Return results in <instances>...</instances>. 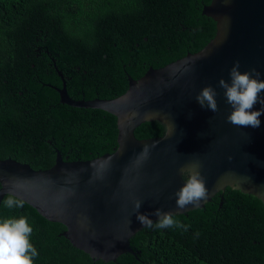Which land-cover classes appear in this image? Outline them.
I'll return each mask as SVG.
<instances>
[{
  "label": "trees",
  "instance_id": "trees-1",
  "mask_svg": "<svg viewBox=\"0 0 264 264\" xmlns=\"http://www.w3.org/2000/svg\"><path fill=\"white\" fill-rule=\"evenodd\" d=\"M212 0H0V160L47 170L59 151L88 161L118 149L117 118L61 103L65 82L74 100L115 99L141 79L204 49L217 23L203 14ZM61 72L63 78L59 75ZM159 121L141 124L138 139L163 137ZM187 180V174L184 176ZM1 188V184H0ZM0 204V220L27 217L34 264H264V204L226 188L204 208L174 215L188 226L144 228L131 238L138 258L94 261L71 245L61 223L34 208ZM21 201V200H20Z\"/></svg>",
  "mask_w": 264,
  "mask_h": 264
},
{
  "label": "water",
  "instance_id": "water-1",
  "mask_svg": "<svg viewBox=\"0 0 264 264\" xmlns=\"http://www.w3.org/2000/svg\"><path fill=\"white\" fill-rule=\"evenodd\" d=\"M203 14L217 23L216 36L204 49L150 68L139 80L129 77V89L118 98L74 100L64 81L62 88L55 87L62 104L114 115L118 149L74 162L57 151L55 165L47 170L0 160V204L7 195L20 199L48 221L64 225L62 236L73 247L107 263L126 253L138 258L131 238L146 227L137 219V200L142 201L139 212L153 223L156 209L184 215L204 208L226 188L264 204V115L258 128L229 123L232 107L218 83L221 78L230 82L237 60L241 72L254 68L264 80V0H212ZM208 85L217 92V112L196 101ZM260 108L258 103L254 110ZM153 121L166 126L165 135L138 139L135 130ZM145 145L150 149L146 159L141 156ZM193 166L205 177L209 195L198 207L180 209L175 193Z\"/></svg>",
  "mask_w": 264,
  "mask_h": 264
},
{
  "label": "clouds",
  "instance_id": "clouds-1",
  "mask_svg": "<svg viewBox=\"0 0 264 264\" xmlns=\"http://www.w3.org/2000/svg\"><path fill=\"white\" fill-rule=\"evenodd\" d=\"M239 69L240 62L237 60L229 71L230 82L223 78L218 82L219 86L224 89L226 103L232 107L227 121L242 128H258L261 125L260 117L264 115V96L261 95L264 92V80L259 79L260 73L254 68L245 72ZM216 97V90L208 85L197 94L196 101L202 108L217 112L219 108ZM258 103L261 108L254 110ZM149 151V146L145 145L141 156L146 159ZM194 169L195 166L188 170L189 178L175 193L176 205L180 209L190 204L198 207L201 201L206 200L209 195L205 177L200 171ZM4 203L8 208L23 207V201L13 198L6 199ZM141 204L140 200L134 204L137 219L143 226L152 228L153 221L149 216L139 212ZM152 214L158 217L155 223L158 229L179 227L187 230L188 226L174 219V214L171 212L156 209ZM32 232L33 228L28 223L27 217L0 220V264H34V258L39 253L31 243Z\"/></svg>",
  "mask_w": 264,
  "mask_h": 264
}]
</instances>
